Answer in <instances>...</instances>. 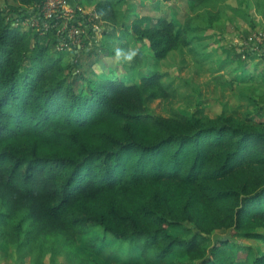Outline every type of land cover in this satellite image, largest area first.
<instances>
[{
  "label": "trees",
  "instance_id": "1",
  "mask_svg": "<svg viewBox=\"0 0 264 264\" xmlns=\"http://www.w3.org/2000/svg\"><path fill=\"white\" fill-rule=\"evenodd\" d=\"M50 1L0 9V238L68 264H114V250L123 264H264V98L244 117L153 116L148 100L170 98L163 75L126 82L59 52ZM78 1L97 19L77 10L69 28L82 20L92 37L104 22L111 45L122 27L156 64L196 31L141 18L128 0ZM185 1L211 16L228 0ZM34 17L39 28L22 26ZM252 54H236L239 69Z\"/></svg>",
  "mask_w": 264,
  "mask_h": 264
},
{
  "label": "rangeland",
  "instance_id": "2",
  "mask_svg": "<svg viewBox=\"0 0 264 264\" xmlns=\"http://www.w3.org/2000/svg\"><path fill=\"white\" fill-rule=\"evenodd\" d=\"M128 2L134 7L135 15L149 17L153 23L166 18L184 25L191 19L193 28L196 29L188 35L191 45L172 51L165 61L156 64L148 42L132 38L122 27L118 26L115 37L111 38L112 44L108 45L109 37L106 34L112 32L113 27L100 22L92 37L88 32L90 37L85 44V48H94L97 55L89 57L79 52V55L86 58L83 62L86 68L94 64L97 72H104L106 75L115 73L117 78L126 82H139L141 77L150 73L162 74V82L168 89L170 98L148 100L147 106L153 116L216 118L223 113L239 117L255 113L254 102L264 98V57L252 54V64L245 72L239 69L235 60L236 54L243 51L242 45L251 34L264 32V15L256 7L255 0H228L220 5V9H210L211 16L195 10V6L185 0ZM6 6H18L17 0H0V9L3 10ZM83 8L91 14L95 6ZM232 8L242 9L244 15L234 12ZM22 26L31 27L29 24ZM109 50H113L116 56H107ZM137 55L143 62L132 71L131 67L136 64L132 60ZM67 58L71 59L70 56ZM255 65L258 69H254ZM246 77L254 80L245 81ZM106 254L114 264L124 263L115 250L114 253ZM175 260H179L178 257ZM0 264L68 262L61 254L47 255L41 259L39 252L27 250L24 253L12 246L6 238H0Z\"/></svg>",
  "mask_w": 264,
  "mask_h": 264
},
{
  "label": "built area",
  "instance_id": "3",
  "mask_svg": "<svg viewBox=\"0 0 264 264\" xmlns=\"http://www.w3.org/2000/svg\"><path fill=\"white\" fill-rule=\"evenodd\" d=\"M81 9H70L67 0H51L46 9H45V18L52 19L54 16L56 20L64 19L63 24L56 23L53 28H57L61 25L58 35H60V43L57 47L58 51L61 53H70L75 52L79 53L85 48L86 39H88L90 30L85 27L87 24L82 20H78L76 26L69 28L68 22L74 19L75 12ZM59 13L58 15H56ZM83 14H90L85 13ZM92 20L97 19L96 16L90 14ZM24 24H29L31 27L39 28V21L36 17L32 18L29 21H26ZM85 25V26H84ZM49 25L44 24V31L49 30ZM97 25H94V30L97 31ZM89 32V33H88ZM243 49L251 51L253 54H259L264 57V32H255L251 34L245 41V44L242 45Z\"/></svg>",
  "mask_w": 264,
  "mask_h": 264
},
{
  "label": "crops",
  "instance_id": "4",
  "mask_svg": "<svg viewBox=\"0 0 264 264\" xmlns=\"http://www.w3.org/2000/svg\"><path fill=\"white\" fill-rule=\"evenodd\" d=\"M68 1V4H69V8L70 9H81L83 10V12L87 13L86 10L84 11V8L82 7V5H80V1L78 0H67ZM80 3V4H79Z\"/></svg>",
  "mask_w": 264,
  "mask_h": 264
}]
</instances>
